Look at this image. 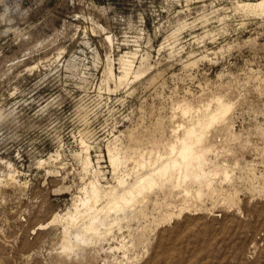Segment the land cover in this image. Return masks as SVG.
<instances>
[{
    "label": "rangeland",
    "instance_id": "obj_1",
    "mask_svg": "<svg viewBox=\"0 0 264 264\" xmlns=\"http://www.w3.org/2000/svg\"><path fill=\"white\" fill-rule=\"evenodd\" d=\"M243 1L255 0H0V264H264V14ZM127 53L143 73L109 81ZM218 97L231 109L204 142L215 189H155L140 218L76 251L60 249V225L38 228L91 178L83 140L116 184L135 158L165 154L193 115L180 106ZM115 145L134 158L113 173Z\"/></svg>",
    "mask_w": 264,
    "mask_h": 264
},
{
    "label": "bare ground",
    "instance_id": "obj_2",
    "mask_svg": "<svg viewBox=\"0 0 264 264\" xmlns=\"http://www.w3.org/2000/svg\"><path fill=\"white\" fill-rule=\"evenodd\" d=\"M237 7L239 9H241L242 11H244L245 13L246 12L254 13L255 15L257 14V16L259 14H261V16L264 14V0L239 2L237 4ZM238 8H236V9H238ZM249 15H251V14H249ZM109 38L110 37H108V39ZM128 53H130V52H128ZM128 53L124 54L123 56H120L121 71H120V74L118 76L115 75V73L113 71L114 70L113 65H112L113 62H112V64H109L108 67H106V69L108 68L107 72L105 71L107 73L106 78L109 81L113 80L116 83L118 82L119 85L124 84V83L126 84L127 81L129 80L128 78L131 74L134 75L133 77L135 79L143 73V70H142L143 66H142V68H140L139 66L138 67L136 66L137 68H135L133 57H131ZM127 55H129L132 58V60ZM140 63H142V61ZM146 65H148V64L146 63ZM146 65H144V67ZM105 76H106V74H105ZM178 103H177V105H179ZM175 107H176V105H175ZM197 108H196V110L193 109V106L190 105V103L189 104L184 103V105L180 106V110L184 116L185 115L189 116L191 114H193V115H191L190 119L186 118V120L189 119V121L187 123L185 122L186 125L179 124L177 126L178 131H181L180 135L176 134L178 132L177 130L176 131L173 130L174 134H176V135L174 136L173 141L171 143L167 144L168 147H167L165 154L161 155L158 152L155 159H153L152 153L150 152L148 157H146V156L144 157L142 154L138 158H135L134 163L136 164L137 169H135L133 171V175H129V174L125 173V175L122 174L123 176H118L116 179L112 178L116 181V184H111V183L108 184V182H107V184L102 183L103 177H102V170L101 169L103 167L101 169H100L101 166L99 167V165H97V167H94V164L92 163L93 161H91L92 158L90 157V154L88 151L89 150V146L87 145L88 143L87 144L84 143V140L81 138V140H83L81 145H83L84 149H85V151H82L85 153V156L82 154L84 157L81 159V162H82L81 164H83V167H84L86 172H90L91 178L89 177L90 179L88 181L85 180L86 176L83 177V178H85L84 180L81 179L82 184L77 191L78 193L77 194L74 193L76 195L73 194L74 196H72L73 198H72L71 206L68 207V209L65 212H63V213L56 212L55 214H53V216L46 223L39 224L38 228L45 229L49 226L60 225L61 226L60 228H62V231H63V238H62V244H61L60 249H62V251H64V252H71V251H74L76 248L78 249V248H81V246H86V244H88L89 242H91L94 239H101V238H104L108 235L113 234V228L114 227L122 228L120 226L122 223H124L123 221H127V222L129 221L130 222V220L132 221L133 218H135V217L137 218V216L139 214L143 213V205H144L143 203H146L144 201L149 197V195L155 189L157 192L158 189H162L165 185L168 184V186L170 185L171 187H177V188L182 189L184 191L183 194L185 193L186 195H188L190 193V189H191L188 187V185H189V183H194V184L198 185V188L195 190V192H193V195H197V197H200L199 195L202 191L201 188L203 186L206 187L207 189L214 188V186L212 187V185H214V183H213L214 177L215 176L217 177L218 173L221 170H219V168H217V167L212 168V169L206 168V165L208 164V161H209L208 157H207L208 153L211 152L212 148H214V147H212L211 144H210L211 146L205 145L204 142L208 136L207 134L209 133V131L213 125H215L216 123H219V122L224 123L225 120L227 121L226 117H227V115L231 109V105L229 103L223 102L218 97V98H216L214 108H212L210 104L205 105L203 108L202 107L198 108V109ZM184 116H183V118H185ZM132 137H134V136H132ZM116 138L118 140L121 139V138L119 139L118 137H115L114 139H116ZM128 140H130V139H128ZM129 142H131V141H129ZM142 142H144V141H142ZM115 143H116V141H115ZM117 143L119 145L118 141H117ZM117 143H116V145H117ZM116 145L114 148L111 147L112 149L107 147L108 153L106 152L108 154L107 157H108L110 165L113 169V171H112L113 173L116 172L119 169V167H121V165L123 166V164H125V162L127 160L126 159L127 155L121 156ZM107 146H109V144ZM120 149H122V148L120 147ZM55 155H56V160H57V157H59V154L56 152ZM135 155H137V154H135ZM51 157H52V155H51ZM53 157H55V156H53ZM79 157L81 158V155H79ZM129 157H131V156H129ZM132 157L134 158V155ZM99 161H97V162H99ZM215 161H217V159ZM54 162H55V160H54ZM130 165H131V163H130ZM224 166H221L222 171L224 172V174H227V170L225 169ZM125 167L127 168V165ZM125 167H124V170H126ZM144 168H145V170L147 169V171L144 170L145 171L144 173H142L143 171L142 172L139 171L140 169H144ZM131 169H133V167ZM82 172H84V171H82ZM86 175L88 176V174H86ZM229 177H227V178H229ZM105 181H107V180H105ZM13 182H15V181H13ZM65 187H67V186H65ZM168 189L170 191V188H168ZM174 190L176 191V189H174V188L171 191H174ZM159 192H157V193H159ZM194 193H196V194H194ZM206 193H208V192H206ZM163 195H164V193H163ZM170 195H172V194H170ZM195 198H196V196H195ZM198 199H201V198H198ZM147 200H149V199H147ZM187 200H188V198H187ZM185 205L187 206V204H184L183 206H185ZM183 206H181L177 215H181L183 213V211L186 209ZM175 215H174V212L173 213L169 212L165 217L162 218V221H160V222L162 223V222H166V221H171ZM142 218H144V217H142ZM136 220L138 221V219H136ZM124 239L125 238H122V240L119 242V247H114V248L115 249L122 248L124 250V248H125V243L123 242ZM114 248H113V250H115ZM123 264H124V262H123Z\"/></svg>",
    "mask_w": 264,
    "mask_h": 264
}]
</instances>
